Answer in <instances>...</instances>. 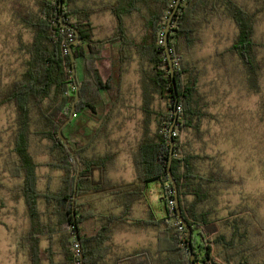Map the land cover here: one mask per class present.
<instances>
[{
	"label": "trees",
	"instance_id": "trees-1",
	"mask_svg": "<svg viewBox=\"0 0 264 264\" xmlns=\"http://www.w3.org/2000/svg\"><path fill=\"white\" fill-rule=\"evenodd\" d=\"M176 1L36 0L34 8L21 4L13 8L15 18L31 39L19 41L22 70L0 91V110L11 107L16 119L15 160L11 161L10 172L21 180L19 187L29 217L20 241L28 264H192L191 252L195 264H264V240L257 244L264 236L254 228L246 207L230 208L221 215L223 191L239 181L225 170L218 157L197 153L191 141L180 140L182 133L200 139L203 123L211 118L209 103L201 93L205 71L193 59V52L203 45L202 32L216 22H229L236 29L230 47L215 53L221 62L219 67L227 66L228 57L237 60L242 86L255 94L260 92L264 41L257 40L256 31L264 17V0H182L169 35L174 88L163 41ZM100 14H110L115 22L113 31L103 40L96 39L92 22V17ZM74 30L79 34L77 44ZM107 53L110 73L103 78L98 63ZM135 62L144 116L141 137L132 151L136 178L132 183L114 182L108 176L117 153L111 148L103 155L95 151L101 140L108 143L110 126L124 106L125 76ZM156 102L164 104L165 109L155 111ZM99 104L103 105V115L98 127H90L86 112L96 114ZM73 114L85 120L75 123L72 119L66 124ZM172 125L176 135L171 134V173L181 218L192 229L190 241L188 229L180 222L168 176ZM74 126L76 130L70 132ZM61 128L72 150L61 140ZM35 140L48 142L47 161L38 163L30 153ZM39 168L59 174L56 188L51 177L40 187ZM150 182H158L162 188L164 218H156L149 204L146 218H131L132 202L145 199ZM104 197L123 209L118 211L116 206L101 213L92 198ZM129 220L139 230L154 231V250L126 254L113 251L115 231ZM90 223L96 227L88 234L85 226ZM211 225L218 230L207 240L200 231ZM199 237L206 243L200 244ZM44 243L48 246L43 250ZM56 245L59 253L54 250ZM196 247L202 256L196 253ZM58 254L61 257L57 258Z\"/></svg>",
	"mask_w": 264,
	"mask_h": 264
},
{
	"label": "rangeland",
	"instance_id": "rangeland-1",
	"mask_svg": "<svg viewBox=\"0 0 264 264\" xmlns=\"http://www.w3.org/2000/svg\"><path fill=\"white\" fill-rule=\"evenodd\" d=\"M36 0H0V91L11 83L21 72V54L19 41H29L30 34L18 23L14 15V7L19 4L35 7ZM96 39L103 40L114 29V19L110 14H100L92 17ZM236 33L235 27L229 22H216L202 32L203 45L193 52V59L205 71L201 82V93L209 103L210 120L203 123L202 137H195L192 133H182L180 140L192 142L193 150L197 153H207L220 159L225 170L236 180L238 185L223 191L220 198L221 215H226L229 209L246 207L248 214L254 221V228L261 230L264 236V80L260 92H249L242 86V76L237 60L229 57L227 66L220 68V61L215 57L216 52H222L230 47ZM257 40L264 41V17L257 27ZM264 53L262 54V56ZM106 58L98 63L103 78L110 73V62ZM217 61V62H216ZM125 102L116 119L111 124L108 143L103 139L96 146V153L103 155V151L111 148L118 153L116 161L109 171L116 182H132L136 174L131 160V151L135 147L137 138L142 134L141 111L142 92L139 86L138 64H130L125 76ZM96 114L86 112L87 125L98 127L103 115V105L99 104ZM155 111L165 109L164 104L155 103ZM75 123L83 122L81 115L74 118ZM152 116L151 127L155 129ZM16 119L11 107L0 110V264H28L21 248V238L25 234L29 217L25 202L20 191L21 180L13 177L10 168L15 160L13 139L16 133ZM76 126L70 129L75 131ZM202 138V139H201ZM136 140V141H135ZM201 140V141H200ZM110 141V142H109ZM48 142L33 141L30 153L38 163L48 160ZM40 187H44L51 177L52 186L57 187L59 174H50L47 169L39 168ZM111 175V176H110ZM163 191L158 182H150L145 199L134 200L131 204V216L142 219L147 215L148 206L156 218L165 216ZM96 207L102 213L116 203L108 198H92ZM253 223V222H252ZM96 227L95 223L85 226V232L90 233ZM215 225L201 229V235L211 240L217 232ZM264 238L259 237L258 245ZM200 244L206 243L199 237ZM115 241L124 247L139 248L141 245L155 244L153 233L135 232L125 228L117 232ZM43 244V250L47 248ZM54 250L59 253L58 246ZM196 253L200 256L199 249ZM61 257L59 254L57 258ZM195 259V257H194ZM260 260V259H259ZM260 262V261H259ZM219 263V262H217ZM221 263V262H220ZM219 263V264H220ZM222 264V263H221Z\"/></svg>",
	"mask_w": 264,
	"mask_h": 264
},
{
	"label": "water",
	"instance_id": "water-1",
	"mask_svg": "<svg viewBox=\"0 0 264 264\" xmlns=\"http://www.w3.org/2000/svg\"><path fill=\"white\" fill-rule=\"evenodd\" d=\"M181 1L182 0H177L176 1L175 8H174L173 12L171 13V15H170V17L168 19L166 28H165L164 41H163L165 53H166L167 59H168L170 72H171V75H172V82H173L174 88H176L175 71H174L172 55H171V51H170V47H169V35H170V30H171L173 17L175 15L176 11L178 10ZM61 7H62V2H60V8ZM62 26L63 27L72 28V26L69 25V24H62ZM75 33H76V40L74 41V44H77L79 42V34L76 31H75ZM70 55H71V60H72L73 78H74L75 84H77V81H76V70H75V59H74V56H73V53H72L71 50H70ZM78 99H79V95L77 94L76 100H78ZM74 110H75V108L73 107V112H74ZM176 116H177V113H176ZM71 120H72V117L70 118V120H68L66 122V124L69 123ZM173 129H174V125L171 126L170 131H169V137H170V143H171V153H170V158H169V163H168V176H169V179H170V181H171V183L173 185L174 191H175V202H176V208H177V213H178L180 222L188 229V231H189V234H188L189 237L188 238H189V241H190L191 240V236H192V229L187 227L186 224H184L183 219L181 218V211H180L179 202H178L177 185H176V183H175V181H174V179L172 177V173H171V165H172V159H173V147H172L173 139L171 138V134H172ZM59 136H60L61 140L66 144V146L70 150H72L70 144L68 143L66 138L63 136L62 128L59 130ZM191 261H192V264H195L193 252H191ZM211 264H216V263L215 262H211Z\"/></svg>",
	"mask_w": 264,
	"mask_h": 264
},
{
	"label": "crops",
	"instance_id": "crops-1",
	"mask_svg": "<svg viewBox=\"0 0 264 264\" xmlns=\"http://www.w3.org/2000/svg\"><path fill=\"white\" fill-rule=\"evenodd\" d=\"M139 139L140 138H137V142H136V145H137V143L139 142ZM136 141V140H135ZM110 142V141H109ZM136 145H135V147H136ZM135 147H133V149H132V151L135 149ZM112 150V149H111ZM131 151V154L133 155V152ZM104 152H106V150H104ZM115 152V151H114ZM117 153V152H116ZM131 155V160H132V156ZM118 158V153H117V157H116V159H115V162L116 161H118L119 159H117ZM132 163H133V161H132ZM111 171V170H110ZM111 176V175H110ZM133 176H134V179H133V181L135 180V178H136V174L134 175L133 174ZM111 179H112V176L110 177ZM113 180V179H112ZM114 182H116V180H113ZM132 181V182H133ZM124 182V181H123ZM132 182H129V183H132ZM125 183H127V182H125ZM104 198H108V197H104ZM109 199V198H108ZM115 203V202H114ZM149 204V203H148ZM117 206V203L114 205V206H112V208L113 207H116ZM111 208V207H110ZM116 208H119L118 209V211L120 210V209H123V207H116ZM131 210V209H130ZM117 211V210H116ZM148 211H149V209L147 210V215H146V217L148 216ZM103 213H104V211H103ZM131 213H132V210H131ZM145 217V218H146ZM131 218H135V217H132L131 216ZM136 219H138V218H136ZM133 222L131 221V220H129L128 221V224H126L124 227H121V228H118L116 231H115V234H114V239H113V251H115L116 252V254H126V253H130V252H133V251H135V250H139V249H145V248H151L152 250H154L155 249V245H156V243L153 245V244H149V243H147V244H145V245H141L139 248H132V249H130V247L128 246V247H124L123 245H121V244H118L116 241H115V237H116V234H117V232H119L120 230H122V229H126V230H128V229H132V230H134L136 233L137 232H146V233H149V234H151V233H153V237L155 238V240H156V237H155V233H154V231L152 230V229H145V230H139V229H137V228H135L133 225ZM25 252V251H24ZM25 256H26V258H27V253L25 252V254H24ZM27 260H28V258H27ZM28 262V261H27ZM27 264V263H26Z\"/></svg>",
	"mask_w": 264,
	"mask_h": 264
},
{
	"label": "built area",
	"instance_id": "built-area-1",
	"mask_svg": "<svg viewBox=\"0 0 264 264\" xmlns=\"http://www.w3.org/2000/svg\"><path fill=\"white\" fill-rule=\"evenodd\" d=\"M77 117V115L76 114H73L72 115V119H74V118H76ZM172 135L173 136H175L176 135V133H172ZM179 230L180 231H183L184 230V228L183 227H179ZM75 250L79 253L80 252V248H79V246L78 245H75ZM199 264H201V263H199Z\"/></svg>",
	"mask_w": 264,
	"mask_h": 264
}]
</instances>
